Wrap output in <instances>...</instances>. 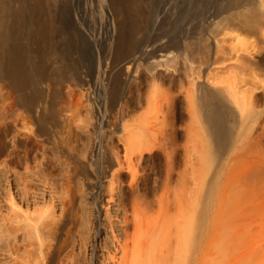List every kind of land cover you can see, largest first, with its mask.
Wrapping results in <instances>:
<instances>
[{
  "label": "bare ground",
  "instance_id": "6f19581e",
  "mask_svg": "<svg viewBox=\"0 0 264 264\" xmlns=\"http://www.w3.org/2000/svg\"><path fill=\"white\" fill-rule=\"evenodd\" d=\"M105 26L108 52L94 49L96 58L78 65L79 49L92 47ZM33 66L38 86L47 75L68 78L119 106L112 121L109 112L102 115L125 153L123 162L118 145H111L113 182L129 173L134 180L145 155L164 157V212L181 219L180 245H167L165 255L163 245H119L118 264H156L161 254L162 264H200L203 256L219 264L210 246L198 250L188 240L215 225L212 204L238 169L230 160L248 165L237 172L245 185L234 188L238 196L252 194L246 185L264 168V0H0V83L16 95L7 99L0 88V131L19 118L24 144L29 120L13 112L30 105ZM145 104L146 122L138 113ZM151 109L162 114L152 116L158 118L153 126Z\"/></svg>",
  "mask_w": 264,
  "mask_h": 264
},
{
  "label": "rangeland",
  "instance_id": "374dc122",
  "mask_svg": "<svg viewBox=\"0 0 264 264\" xmlns=\"http://www.w3.org/2000/svg\"><path fill=\"white\" fill-rule=\"evenodd\" d=\"M44 22L47 26L48 20ZM33 46L37 48L36 41ZM110 46L111 33L105 26L92 47L83 49V54L79 49L78 65L90 64L96 58L94 49L103 53ZM36 68H31L30 105H18L13 112L29 120L28 144L21 141L24 130L19 118L10 130L0 131V264H43L44 257L50 264H118L123 255L119 245L130 250L135 245H166L160 251L163 255L167 245H180L181 219L164 212L161 153L154 159L145 155L137 166L138 180L129 173L113 182L108 154L111 145L120 143L109 123L102 124V115L109 112L112 121L119 106L113 108L109 98L96 94L89 84L68 78L47 75L38 86ZM0 88L5 98L16 96L5 83ZM71 102L78 107L74 109ZM148 107L145 104L138 112L144 118ZM156 109L150 110L151 117L161 119L159 110L158 115L152 112ZM67 114H73L72 122ZM153 119L151 126L158 124V118ZM156 136L162 140V135ZM206 147L204 156L209 159L210 145L207 151ZM119 148L124 162L123 147ZM230 161L238 169L224 179L226 193L212 204L217 223L206 226L203 236L191 234L188 244L199 245L198 250L210 246L214 257L220 255L219 264H264V168L246 185L252 194L238 196L232 194L234 188L245 185L237 172L248 165ZM161 256L156 264H162ZM211 259L203 256L200 264H214Z\"/></svg>",
  "mask_w": 264,
  "mask_h": 264
}]
</instances>
